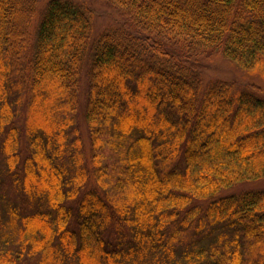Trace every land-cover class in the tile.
Here are the masks:
<instances>
[{
  "label": "trees",
  "instance_id": "1",
  "mask_svg": "<svg viewBox=\"0 0 264 264\" xmlns=\"http://www.w3.org/2000/svg\"><path fill=\"white\" fill-rule=\"evenodd\" d=\"M103 1L0 0V264H264V0Z\"/></svg>",
  "mask_w": 264,
  "mask_h": 264
},
{
  "label": "rangeland",
  "instance_id": "2",
  "mask_svg": "<svg viewBox=\"0 0 264 264\" xmlns=\"http://www.w3.org/2000/svg\"><path fill=\"white\" fill-rule=\"evenodd\" d=\"M76 1L84 2L89 7H91L93 11V16H92L93 34L99 32L106 26L116 24L121 19L118 12L103 0H76ZM45 2L46 0H40L39 3L40 5H43ZM204 62L207 67L204 70V78L206 80L209 79L232 80L240 85H255L257 87H261L264 90V73L261 74L259 72L243 71L237 65L228 61L220 54H214ZM81 103L82 101L80 102V106L78 107L76 124L81 132L83 143L85 145V150L88 151L87 129L81 118L82 115ZM263 187H264V178L257 181L240 184L231 189H227L224 192L239 191V190H244L246 188H263ZM10 193L15 197L13 199L17 200V197H19L20 200L22 199L21 195L18 194L17 196L15 193H13V191H11ZM7 194L9 196V192ZM24 205L25 208L28 206V204L26 203H24ZM12 245L15 247V244H11L10 246ZM26 256L27 255L24 254L22 260L24 262H29L33 264L34 260L32 258H27Z\"/></svg>",
  "mask_w": 264,
  "mask_h": 264
}]
</instances>
